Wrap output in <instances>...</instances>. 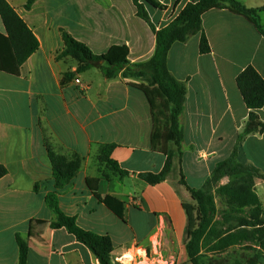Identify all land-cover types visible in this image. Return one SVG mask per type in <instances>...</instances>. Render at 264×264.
<instances>
[{
  "label": "crops",
  "instance_id": "obj_1",
  "mask_svg": "<svg viewBox=\"0 0 264 264\" xmlns=\"http://www.w3.org/2000/svg\"><path fill=\"white\" fill-rule=\"evenodd\" d=\"M6 1L39 46L19 75L0 71V165L7 170L0 178V264H19L17 235L28 247L25 264H100L64 228L50 227L54 213L45 196L52 189V166L46 142L59 153L83 158L80 171L59 193V209L75 217L81 229L111 238L112 264L187 263L182 202H190V197L178 183L179 173L189 187L202 188L235 147L240 162L264 173V133L253 132L238 141L249 111L235 83L248 65L264 80V36L246 16L223 6L201 15L208 54L199 52V34L172 44L167 68L186 88L179 117L183 140L179 147L170 145L173 159L166 178L149 185L139 175L161 172L167 158L151 149L146 97L127 84L142 81L120 76L108 80L99 62L75 76L80 85L74 79L61 86L62 74L74 72L76 63L55 59L64 46V30L96 55L125 45L129 64L150 60L155 32L136 15L132 0H36L30 10L24 8L27 0ZM156 1L164 8L146 6V11L159 30L198 0ZM236 1L247 8L264 5V0ZM260 15L264 17V11L259 21ZM0 34L5 35L1 19ZM261 124L264 106L255 111L248 128ZM107 144L115 145L111 158L127 171L123 178L97 160L99 147ZM226 180L222 177L218 183ZM253 191L264 226V180H255Z\"/></svg>",
  "mask_w": 264,
  "mask_h": 264
},
{
  "label": "trees",
  "instance_id": "obj_2",
  "mask_svg": "<svg viewBox=\"0 0 264 264\" xmlns=\"http://www.w3.org/2000/svg\"><path fill=\"white\" fill-rule=\"evenodd\" d=\"M36 0H27L24 8L30 10ZM136 15L149 23L155 32L156 48L150 60L144 63L129 64V50L125 45L111 46L104 54H94L84 43L75 40L64 30H60L63 48L56 53L55 59L73 60L76 70L62 74L61 86H66L75 76L85 72L93 65L102 62L100 69L108 80L138 78L142 83H127L140 90L149 104L152 119L150 145L153 151L166 156L164 169L159 173H142L139 178L146 184L155 185L166 178L172 155L170 145L180 146L183 133L179 117L183 111L186 88L177 81L167 68V55L172 44L185 42L199 34V52H210L207 37L202 29L201 15L210 8L229 7L246 16L264 36V26L259 21V8H247L236 0H198L188 3L181 12L164 28L155 30L146 6L163 9L156 0H132ZM0 19L5 35L0 34V71L17 76L24 62L38 50V40L6 0H0ZM236 87L248 112L247 126L238 137L239 143L253 132L264 133V124L249 129L255 120V111L264 106V80L250 65L246 66L235 78ZM48 158L52 166V189L45 196L47 207L54 213L50 223L53 229L64 228L77 242L86 246L100 264H112V240L108 235H100L81 229L73 216L59 209V193L80 171L83 158L72 153L65 155L54 150L46 142ZM114 144L102 145L98 149L97 160L106 165L114 174L123 178L127 171L112 160ZM7 174L0 165V178ZM178 183L189 194L190 202H182L186 215L183 251L189 264H227V256L236 248L241 252L254 251L246 262L236 260L233 264H264V226L260 218V201L253 191L255 180H264V173L254 166L237 159V147L232 155L218 163L202 188L189 187L182 175ZM239 175V179L215 188L222 177ZM215 188V189H214ZM34 189L37 191L38 185ZM213 193L211 190H213ZM215 196L223 199L225 209L218 210ZM19 248V264L26 263L28 247L24 239L16 236ZM255 246L254 248L252 246Z\"/></svg>",
  "mask_w": 264,
  "mask_h": 264
},
{
  "label": "rangeland",
  "instance_id": "obj_3",
  "mask_svg": "<svg viewBox=\"0 0 264 264\" xmlns=\"http://www.w3.org/2000/svg\"><path fill=\"white\" fill-rule=\"evenodd\" d=\"M262 17V18H261ZM260 21L261 22H263L264 21V17L263 16H261L260 15ZM239 175H237V176H231V177H226V182L224 183V184H227V183H229V182H233V181H236L237 179H239ZM198 180H200V179H198ZM224 184H219L218 182H217V184H216V186H215V188H217V187H219V186H222V185H224ZM214 188V189H215ZM214 189L213 190H211V192L213 193V191H214ZM215 205H216V207H217V209L218 210H223V209H225V206H224V203H223V199L222 198H220L219 196H215ZM254 255V251H252V250H248V251H246V252H241V251H239L237 248L235 249V250H233V251H231L230 253H229V255L227 256V264H233L236 260H241L242 261V263L243 262H246L249 258H251L252 256ZM148 256V255H147ZM150 256V255H149ZM148 256V257H149ZM145 262V261H144ZM150 263H152V261L150 262ZM150 263H147V264H150ZM145 264V263H144ZM178 264H189L188 262L187 263H185L184 261H182V260H180L179 262H178Z\"/></svg>",
  "mask_w": 264,
  "mask_h": 264
},
{
  "label": "built area",
  "instance_id": "obj_4",
  "mask_svg": "<svg viewBox=\"0 0 264 264\" xmlns=\"http://www.w3.org/2000/svg\"><path fill=\"white\" fill-rule=\"evenodd\" d=\"M74 82H75L77 85H80V84H81V83H80V80H79L78 78L75 79Z\"/></svg>",
  "mask_w": 264,
  "mask_h": 264
}]
</instances>
